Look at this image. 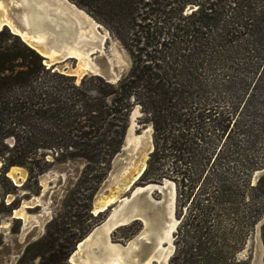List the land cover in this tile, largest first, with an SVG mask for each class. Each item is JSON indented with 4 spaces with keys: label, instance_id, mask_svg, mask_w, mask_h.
Wrapping results in <instances>:
<instances>
[{
    "label": "trees",
    "instance_id": "obj_1",
    "mask_svg": "<svg viewBox=\"0 0 264 264\" xmlns=\"http://www.w3.org/2000/svg\"><path fill=\"white\" fill-rule=\"evenodd\" d=\"M76 1L128 42L133 65L117 83L98 75L77 83L0 30V176L15 188L5 172L20 165L27 182L37 179L48 153L105 175L139 105L154 129L139 181L176 183L170 263L247 264L238 253L262 219L264 239V175L252 183L264 152L247 126L264 89V0ZM189 4L198 7L186 14Z\"/></svg>",
    "mask_w": 264,
    "mask_h": 264
},
{
    "label": "rangeland",
    "instance_id": "obj_2",
    "mask_svg": "<svg viewBox=\"0 0 264 264\" xmlns=\"http://www.w3.org/2000/svg\"><path fill=\"white\" fill-rule=\"evenodd\" d=\"M7 1L12 2L13 0H5L6 3ZM69 1L80 9H83L101 25V27L97 28V33L103 36V48L92 55L93 60L97 63H104V58H107L112 65H117L120 69V79L122 76L128 74L133 65V56L128 42L118 37L104 22L89 13L76 0ZM197 7V5L189 4L186 6L184 13L189 14L197 9ZM7 12L6 16L8 15L9 18H12L17 23L20 7L16 6V2L8 7ZM4 27L8 26H3L0 30ZM8 28L13 33L11 28ZM97 39L96 37L94 40ZM9 41H14V39H10ZM97 50L98 48H94L91 52ZM118 57L123 61V64H119ZM68 62L70 63V68L76 66V61L70 60ZM51 69L52 71H57L53 68ZM231 73L236 74L233 70ZM63 74L71 75L70 73ZM211 74L218 77L223 75L218 69L214 70ZM247 74L249 77L252 76V73L248 72ZM92 75L96 74L88 71L80 77L75 76L76 82L80 83L82 78L85 76L89 78ZM104 79L109 82L106 78ZM257 100V109L248 113L247 126L250 125L258 134L255 140L256 149L264 152V89L257 95ZM133 110H137V127L135 132L139 134L148 129V136L142 143L132 147V143L126 145L124 137L122 148L114 156L110 168L105 175L102 174L99 168L100 165H93L92 167L95 166L96 169L90 170L86 166L87 162L83 160H55L53 154L48 153L46 158L49 161V168L44 173L38 175V177L36 176L37 179L33 178L27 182L29 178L28 169L24 166L13 165L20 168L17 171L19 175L22 174L20 181L23 185L30 186L29 188L23 185L17 186L13 179L6 174L15 186L14 188L4 177L0 176V264H73L71 258L77 249L78 242L92 231H97L107 221L109 215L119 204V199L112 203L105 211L95 212L94 209L107 196L116 192L119 186H123L130 174L137 173L143 163L147 166L149 157L145 156V154L141 155V150L138 147H144L145 145L147 148L153 145L154 149L153 124L151 122H143V113L139 105H135ZM131 112L129 114V122ZM249 137L250 135L246 138H241L240 145L244 146ZM9 143L12 144V141H9ZM238 159L241 158H237L236 160ZM0 161L4 165V161L2 159ZM3 165L0 173L3 171ZM133 167L135 170L132 169ZM263 168L264 165L261 169ZM261 169L259 168L254 172L252 178L253 184L264 175V172L257 174ZM21 171L22 173H20ZM139 179L134 185L143 186L147 184L140 183ZM164 180L173 181L168 178ZM36 181L37 183H35ZM173 182L175 183V181ZM132 189L134 187L123 191L121 197L130 196ZM164 195V192L159 193L155 190L151 196L153 200L160 201L164 198ZM20 208L25 209L24 212L27 215L20 216L17 213L18 210H21ZM175 215L181 222V217L177 213V200L175 203ZM152 220L154 218L148 216L147 220L141 218L140 220H133L128 224L117 227L110 234V242L117 243L124 248V246L135 241L137 237H142L147 231V222ZM262 224L263 219L256 224L254 233L248 238L244 248L238 253V257L247 260V264H264ZM172 242L174 244L173 255L176 248L175 233ZM172 255L169 258V264H171Z\"/></svg>",
    "mask_w": 264,
    "mask_h": 264
},
{
    "label": "bare ground",
    "instance_id": "obj_3",
    "mask_svg": "<svg viewBox=\"0 0 264 264\" xmlns=\"http://www.w3.org/2000/svg\"><path fill=\"white\" fill-rule=\"evenodd\" d=\"M14 2H16V6L18 5L21 7V21L26 25V27H29L30 32L24 28H20L12 18H9L8 15L6 16L8 7H10V5ZM0 14V27L4 24H8L14 32L20 34L26 41L36 40L45 43L47 42V38L51 37L50 42L52 44V49L49 52V56L55 57L59 55L60 52L57 50V47L61 46V50H66L68 54L76 55L80 59H83L79 64V67L82 70L89 66V60H86V55L89 54L82 51V49L88 45L93 48L97 41L100 44H103V36H100L97 33V24L90 20L88 23H85L84 19H82L81 16L76 11H74V8L71 6V4L66 3L65 0H13L12 2L7 1V3L5 0H0ZM96 37L98 39L94 40ZM137 140L139 141L140 137H137ZM144 166L145 164L143 163L137 172V176H139ZM19 169V167L14 166L12 167L9 174L16 176L19 174L17 173ZM132 169H134V167ZM20 173H22V171ZM131 177L132 174L129 175L123 186H119L116 192L111 193L104 200L101 198L102 201L99 200L101 201L100 205L97 206L94 211H105L112 203L117 201V199H121V193L127 190L131 185V182L136 179L135 176L132 178ZM125 199L123 200L124 203L126 202ZM123 206L124 205L119 208H115L108 220L94 233L92 241L90 242V247L85 252L86 256H82V254H80L81 243L79 244V249L73 253L71 258L73 264L150 263V258L145 263H140L138 261V258L135 255V250L137 247L136 243L133 242L127 245L125 248H122L119 244L110 242L111 232L119 226L130 223L134 218V212L127 216L121 215V210L124 208ZM24 210H18L17 213L20 216H25L27 214L24 212ZM168 215L172 218V220H170L168 223H165L168 225V227L161 229V233L158 238L160 246L162 245L164 239H168L170 237L177 223V221L173 219V209L170 208ZM149 224L150 223L147 222V227L150 226ZM149 234L150 230L148 229L145 232V237L148 238ZM167 258L168 255L165 258V262Z\"/></svg>",
    "mask_w": 264,
    "mask_h": 264
},
{
    "label": "water",
    "instance_id": "obj_4",
    "mask_svg": "<svg viewBox=\"0 0 264 264\" xmlns=\"http://www.w3.org/2000/svg\"><path fill=\"white\" fill-rule=\"evenodd\" d=\"M66 3L71 4V6L74 8V11H76L82 19H84L85 23H88V21H93L95 24H97V28L101 27L100 24H98L87 12H85L83 9H80L77 5L70 2L69 0H65ZM21 8V7H20ZM21 9L20 13L18 15V22L20 28H24L30 32L29 27H26V25L21 21ZM3 26H8V24H4ZM1 26L0 29L3 27ZM11 28V27H10ZM13 31V29L11 28ZM16 35L20 36L23 41H25L28 45H30L32 48L37 50L41 56L43 57L44 63L48 66L53 68L54 70L60 71L62 73H70L73 76H82L85 75L88 71L91 73H95L96 75L103 76L106 78L109 82L115 83L120 79V69L117 65H112L111 62L104 58V63H97L93 60L92 55H94L99 50H102V45L98 41L96 42V45L92 48L91 46H85L82 51L85 53H88L89 55H86V60L88 61V67H85V69H80L79 64L82 62L83 59H80L76 55H70L67 53L66 50H61V46L57 47V50H59V55L55 57H50L49 52L52 49V44L50 42L51 37L47 38V42H39V41H26L24 38L13 31ZM82 48V47H79ZM94 48H98L97 51L91 52ZM98 56V55H97ZM99 57V56H98ZM74 60L76 61V66L70 68V63L68 61ZM119 64H123V61L118 57ZM137 118V110H133L130 115V122L127 128L126 136H125V143L126 145L131 144L132 146H136L139 143H142L148 136V129L144 130L142 133L137 134L135 132V129L137 127L136 123ZM137 136L140 137V140H137ZM133 140V142H132ZM144 145V144H143ZM138 149L141 150V155L145 154V156L149 157V154L153 150V145H150L146 148V146H139ZM2 161H0V170L2 168ZM14 167V166H13ZM146 168V164L141 170V173L139 176H137V173L132 174V177H136L131 182V185L127 190H130L132 187L134 189L131 190V194L128 197L119 199V204L116 208L121 207L124 205L123 209L121 210V215H129L132 212H134V218L133 220H140L141 218H144L147 220L148 216H151L154 218V220L149 221V227L146 228V230H150V234L148 235V238L144 236L137 237L134 243H136L137 247L135 250V255L138 258V261L140 263H145L150 258L149 264H169V258L172 255V252L174 250V244H173V238L174 233L177 230V227L180 223V220L175 215V203H176V184L173 181L170 180H163L161 183H154L150 182L143 186H136L134 185L136 181L139 179L140 175H142L143 171ZM12 167L6 172V174L13 179V181L16 183L17 186H22L23 183L20 181L21 175L17 174L16 176L10 175ZM264 172V168L259 170L257 172ZM256 174V175H257ZM131 177V178H132ZM158 191L159 193L164 192V198L160 201H155L152 199V192ZM1 199V198H0ZM126 200L124 203L123 200ZM173 201V203H172ZM173 209V219L177 221L176 226L174 227L170 237L168 239H164L162 245H159V236L161 233V229L164 227H168L166 222L168 223L172 218L168 215L169 210ZM108 209V208H107ZM104 211V210H101ZM112 215V213L109 215V217ZM108 220V219H107ZM132 220V221H133ZM95 231H92L90 234L85 236L81 241L78 242L77 249H79V244L81 243V250L80 254L84 255L85 252L90 247V242L92 241V238L94 236ZM132 242V243H133ZM126 246H124L125 248ZM76 249V250H77ZM168 255V258L165 262V258Z\"/></svg>",
    "mask_w": 264,
    "mask_h": 264
}]
</instances>
